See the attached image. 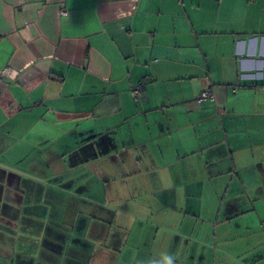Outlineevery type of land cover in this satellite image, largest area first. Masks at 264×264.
Segmentation results:
<instances>
[{
    "label": "crops",
    "instance_id": "0c3cea01",
    "mask_svg": "<svg viewBox=\"0 0 264 264\" xmlns=\"http://www.w3.org/2000/svg\"><path fill=\"white\" fill-rule=\"evenodd\" d=\"M4 68L0 264H264V0H0Z\"/></svg>",
    "mask_w": 264,
    "mask_h": 264
},
{
    "label": "rangeland",
    "instance_id": "374dc122",
    "mask_svg": "<svg viewBox=\"0 0 264 264\" xmlns=\"http://www.w3.org/2000/svg\"><path fill=\"white\" fill-rule=\"evenodd\" d=\"M4 168H7L5 169L6 172H10L11 168L9 167H6V166H3ZM13 170V169H12ZM30 176V174L28 175ZM33 177V175H31ZM2 179V177H0V180ZM5 181V180H4ZM20 182H18L17 180L15 179H9L7 178V180L5 182H0V188H3L6 190L7 192V195H10L8 196V200L9 201V204L13 206V204H17L13 199H11L13 196H12V193H20L21 195L24 194L26 192V189L29 188L28 186H25V185H22V184H19ZM30 191L32 192H37L38 195H40V193H42V190L40 189H37L35 190L34 188H29ZM47 200V199H46Z\"/></svg>",
    "mask_w": 264,
    "mask_h": 264
},
{
    "label": "built area",
    "instance_id": "2783aa9c",
    "mask_svg": "<svg viewBox=\"0 0 264 264\" xmlns=\"http://www.w3.org/2000/svg\"><path fill=\"white\" fill-rule=\"evenodd\" d=\"M62 14H66V10L63 9ZM11 73V69L9 68H4L3 70L0 71V75H7V74H10ZM142 83H139L136 87L133 88L132 90V95L133 96H138L140 95V91H141V88H142ZM233 89L235 90L236 87H233ZM207 99H210V100H213L214 99V95L212 93L211 90L209 89H205L201 92L200 96H199V101H204V100H207Z\"/></svg>",
    "mask_w": 264,
    "mask_h": 264
},
{
    "label": "clouds",
    "instance_id": "9594fccd",
    "mask_svg": "<svg viewBox=\"0 0 264 264\" xmlns=\"http://www.w3.org/2000/svg\"><path fill=\"white\" fill-rule=\"evenodd\" d=\"M163 264H175L174 258L170 256H165Z\"/></svg>",
    "mask_w": 264,
    "mask_h": 264
}]
</instances>
